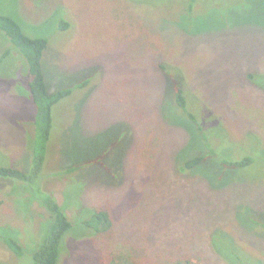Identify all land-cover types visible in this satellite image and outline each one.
I'll return each instance as SVG.
<instances>
[{"label":"rangeland","instance_id":"1","mask_svg":"<svg viewBox=\"0 0 264 264\" xmlns=\"http://www.w3.org/2000/svg\"><path fill=\"white\" fill-rule=\"evenodd\" d=\"M0 12L48 39L49 91L72 89L37 180L73 224L58 264H264V0H0ZM0 59V165L30 171L29 63L2 29ZM207 145L251 161L186 168ZM29 187L0 175V264H34L47 232ZM100 208L113 225L88 232Z\"/></svg>","mask_w":264,"mask_h":264},{"label":"trees","instance_id":"2","mask_svg":"<svg viewBox=\"0 0 264 264\" xmlns=\"http://www.w3.org/2000/svg\"><path fill=\"white\" fill-rule=\"evenodd\" d=\"M60 27L67 28L69 23L62 20ZM0 29L4 32L19 49V51L26 57L29 63V70L27 72V84L32 94V99L36 105V113L34 123L35 134L29 138L28 148L32 151L33 162L30 171H25L20 168L12 166L0 165V175L13 177L29 184L31 191L42 196V201L50 212V223L45 236L37 250L34 253V264H58L60 256V248L62 240L67 232L72 229V222L70 221L65 208L61 206L56 198L43 190V187L37 183V180L43 170V165L46 159L48 141L51 135L53 124L52 109L53 106L64 97L71 94V88L58 89L56 91H49L45 75L42 67V57L44 50L48 46V39L46 37H31L22 28L21 24L12 16L0 12ZM11 52L10 49L4 51L1 59L5 58ZM0 59V60H1ZM253 78V74L249 75ZM82 84H86L84 81ZM176 98L178 105L188 113L190 118L194 119L193 113L187 111V101L183 93V89L178 87L176 89ZM209 145V142L206 141ZM207 145V146H208ZM205 146L206 151L198 154L185 162L186 168H193L201 164L210 157H218V153L210 146ZM219 158V157H218ZM221 164L226 167H238L245 165L251 161V158H244L243 160H227L225 158L218 159ZM78 168L77 166L70 167L68 172ZM44 191V192H43ZM43 192V195L41 194ZM82 225L87 228L88 232L102 233L111 229L113 220L106 209H96L92 215L82 222ZM87 233V232H86ZM3 241L16 254L23 252L22 245L13 237L3 236ZM119 264H136L130 257H124ZM179 264H194L190 259L180 261Z\"/></svg>","mask_w":264,"mask_h":264}]
</instances>
